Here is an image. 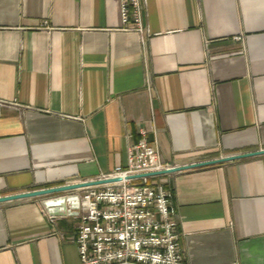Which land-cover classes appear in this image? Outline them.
Instances as JSON below:
<instances>
[{
    "label": "crops",
    "instance_id": "0c3cea01",
    "mask_svg": "<svg viewBox=\"0 0 264 264\" xmlns=\"http://www.w3.org/2000/svg\"><path fill=\"white\" fill-rule=\"evenodd\" d=\"M141 4L140 40L119 0H0V196L124 169L142 138L170 166L264 149V0ZM155 180L183 264H264V155ZM77 222L0 203V264H79Z\"/></svg>",
    "mask_w": 264,
    "mask_h": 264
},
{
    "label": "built area",
    "instance_id": "2783aa9c",
    "mask_svg": "<svg viewBox=\"0 0 264 264\" xmlns=\"http://www.w3.org/2000/svg\"><path fill=\"white\" fill-rule=\"evenodd\" d=\"M142 10L141 0H119L122 30L140 40ZM169 167L156 144L142 138L127 149L124 169L94 179L117 182L75 191L79 213L72 241L79 264H183L171 191L155 175L137 177Z\"/></svg>",
    "mask_w": 264,
    "mask_h": 264
},
{
    "label": "water",
    "instance_id": "95a60500",
    "mask_svg": "<svg viewBox=\"0 0 264 264\" xmlns=\"http://www.w3.org/2000/svg\"><path fill=\"white\" fill-rule=\"evenodd\" d=\"M264 155V149H257L250 152H244L239 154H233L228 156L217 157L214 159L194 162L190 164L171 166L169 168L158 170L155 172L141 174L137 177H152L161 176L167 174H173L176 172H181L185 170H190L199 167H205L215 164H221L226 162H231L235 160H241L256 156ZM119 179H107V180H89L78 183L62 184L57 186H51L47 188L35 189L26 192H20L15 194H9L0 196V203H6L17 200L37 198L40 200V205L46 212L48 216H64V215H77L79 200L75 193L76 190L85 188L104 185L112 182H117Z\"/></svg>",
    "mask_w": 264,
    "mask_h": 264
},
{
    "label": "rangeland",
    "instance_id": "374dc122",
    "mask_svg": "<svg viewBox=\"0 0 264 264\" xmlns=\"http://www.w3.org/2000/svg\"><path fill=\"white\" fill-rule=\"evenodd\" d=\"M251 148H252V147H251ZM253 148H254V147H253ZM256 148H258V145H257V146H255V149H256Z\"/></svg>",
    "mask_w": 264,
    "mask_h": 264
}]
</instances>
